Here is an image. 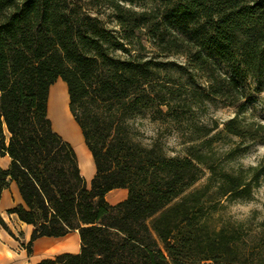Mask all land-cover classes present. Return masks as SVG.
Wrapping results in <instances>:
<instances>
[{"label": "trees", "instance_id": "obj_1", "mask_svg": "<svg viewBox=\"0 0 264 264\" xmlns=\"http://www.w3.org/2000/svg\"><path fill=\"white\" fill-rule=\"evenodd\" d=\"M139 1L145 0H0V154L11 158L9 168L0 165V199L15 181L25 204L9 212L34 226L30 254L40 237L79 231V253L37 264H264V220L258 231L212 228L201 216L208 192L195 187L200 156H168L130 129L149 102L171 109L157 90L168 88L158 63L143 54L147 44L184 56L199 103L214 98L244 107L262 90L264 0ZM102 4L115 9L122 38L138 54L124 58L112 50L111 33L89 10ZM59 79L94 158L90 187L76 149L49 117L50 88ZM159 111L154 119L166 121ZM238 121L239 113L226 130L264 133L260 122ZM217 176L220 195L234 198H249L257 180ZM117 188L129 196L113 205L106 196ZM0 225L15 236L1 213Z\"/></svg>", "mask_w": 264, "mask_h": 264}, {"label": "rangeland", "instance_id": "obj_2", "mask_svg": "<svg viewBox=\"0 0 264 264\" xmlns=\"http://www.w3.org/2000/svg\"><path fill=\"white\" fill-rule=\"evenodd\" d=\"M139 4H146V0L139 1ZM89 10L111 33L110 46L112 50H116L118 56L125 58L129 54H138V47L137 49L132 47L122 38V29L113 7L102 4ZM123 44L125 49L122 47ZM147 45L148 49L143 54L158 63L160 82L167 83L168 88L161 85L157 86V90L166 93L162 96L170 98L171 109L167 105L159 107L156 102L155 105L149 102L144 108V113L137 115L130 122L134 138L145 144H158L168 156H183L189 150L195 152L203 162L201 179L195 187L208 192L204 199L202 220L205 222L209 219L212 228H219L223 224L240 227L242 224L245 229L253 228L258 231L259 223L264 220V214L254 209L246 220H238L236 216L242 214L240 205L264 204V133L260 132V136L254 138L237 136L226 130V123L239 113V126L248 127L257 122L264 124V88L249 94L244 107L226 105L223 101L214 98L199 103L193 97L194 94H190L192 86L196 85L188 80L190 76L187 74V62L184 56L166 55L152 45ZM126 49L130 51L127 52ZM60 81L63 80L59 79L56 83ZM178 89L181 90L178 92ZM160 108L167 112L166 121L154 119V115L161 114ZM175 113L179 115L177 119L174 117ZM54 128L60 131L64 138L72 137V134L58 124H55ZM222 171L241 175L249 182L257 178L253 181L251 196L249 198L221 196L217 175ZM88 185L90 187L91 182ZM234 208L235 212H233ZM258 217L261 218L257 219Z\"/></svg>", "mask_w": 264, "mask_h": 264}, {"label": "crops", "instance_id": "obj_3", "mask_svg": "<svg viewBox=\"0 0 264 264\" xmlns=\"http://www.w3.org/2000/svg\"><path fill=\"white\" fill-rule=\"evenodd\" d=\"M56 131L61 134L60 131ZM65 139L71 142L76 149L77 141L74 135H72L71 138L66 137ZM10 164V156H2L0 154V165L7 169L10 167ZM82 173L88 183L92 182V179L96 174V165H93L92 168L88 170V172ZM128 196V189L117 188L110 191L106 198L111 204L115 205L127 199ZM19 204H25V202L20 193L18 184L13 181L11 182L10 186L2 192L0 199V213L7 223L9 229L15 234V236L0 225V264H37L45 258H53L61 253H79L81 251L82 244L80 233L78 230H74L62 237L38 238L35 240L33 244V252L30 254L26 248V245L31 240L34 226L22 221L16 213L9 212L11 208Z\"/></svg>", "mask_w": 264, "mask_h": 264}, {"label": "bare ground", "instance_id": "obj_4", "mask_svg": "<svg viewBox=\"0 0 264 264\" xmlns=\"http://www.w3.org/2000/svg\"><path fill=\"white\" fill-rule=\"evenodd\" d=\"M49 117L68 133L76 137V150L82 172H88L94 164L93 155L86 146L80 126L70 110V96L66 82L60 81L52 86L49 95Z\"/></svg>", "mask_w": 264, "mask_h": 264}, {"label": "clouds", "instance_id": "obj_5", "mask_svg": "<svg viewBox=\"0 0 264 264\" xmlns=\"http://www.w3.org/2000/svg\"><path fill=\"white\" fill-rule=\"evenodd\" d=\"M240 212L242 213L241 215L236 216V219L238 220H246L252 213V211L255 209L256 211L264 214V204H251L249 203L248 205H240L239 206ZM236 209H233V212H235ZM261 217H258L257 219H260Z\"/></svg>", "mask_w": 264, "mask_h": 264}]
</instances>
